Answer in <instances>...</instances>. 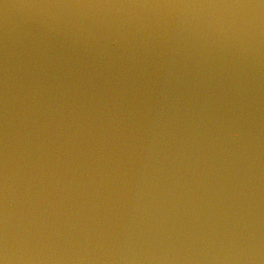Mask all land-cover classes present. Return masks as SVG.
I'll return each instance as SVG.
<instances>
[{
  "label": "water",
  "instance_id": "1",
  "mask_svg": "<svg viewBox=\"0 0 264 264\" xmlns=\"http://www.w3.org/2000/svg\"><path fill=\"white\" fill-rule=\"evenodd\" d=\"M90 0H0V264H101Z\"/></svg>",
  "mask_w": 264,
  "mask_h": 264
}]
</instances>
